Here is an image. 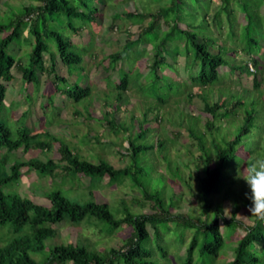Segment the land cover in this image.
Listing matches in <instances>:
<instances>
[{"label": "trees", "instance_id": "16d2710c", "mask_svg": "<svg viewBox=\"0 0 264 264\" xmlns=\"http://www.w3.org/2000/svg\"><path fill=\"white\" fill-rule=\"evenodd\" d=\"M112 1L37 0L20 6L7 3L8 8L0 16V113L9 85L14 84L20 90L18 97L26 103L40 89L41 75L45 73L44 81L53 89L46 92V98L54 102L53 95L59 94L64 97L63 103L84 101L82 108L77 105L74 109V113L84 119L94 118L90 106L93 101L88 99L98 101L99 93H103V99L111 108L97 118H101L107 132L116 136L122 134L128 141L127 146L122 141L101 142L96 138L101 145L118 144L124 149L117 152L126 159V164L116 167L100 154L92 155L97 161L83 156L64 138L47 130L34 132L27 121L12 129L0 119V264H162L156 256L158 252L166 257L161 255L167 260L166 264H207V261L218 264L219 256L230 250L234 251L233 258L220 264H264V221L251 217L253 223L248 224L237 218L238 209L249 207L251 203L245 195L250 190L244 183L239 190L233 186L237 170L256 158H264L261 142L264 107L255 98L246 106L247 98L238 93L223 100L222 87L218 88L219 95L214 100L205 92L212 91L217 83L222 84L224 74L220 68L227 65L232 71L238 68L253 75V90L258 87V76L264 70V59L259 55L264 40V13L260 12L263 0H222L212 13L210 0H163L164 3L162 0H135L141 6L132 3L134 8L130 10H120L113 4L110 8L118 10L107 28L117 33L125 31V37L117 38L124 40V44L100 57L104 46L96 41V34L100 32L105 8ZM156 2L162 3L153 8ZM238 11L245 20L241 28L236 22ZM127 19L130 23L145 22L136 37L129 27L132 25H126ZM212 23L218 33L212 31ZM224 23L229 28L227 35L223 32ZM22 39L27 44V53L17 58L12 44ZM114 39L117 41L101 37L107 48ZM50 40L55 44L49 43ZM149 50H153L152 62L142 64L140 60ZM242 50L245 54L234 62L235 54L230 55L231 51L241 54ZM179 54L185 57L188 82L205 90L199 93L204 101L202 112L207 116L203 130L198 127L197 115L188 118V133L199 151L193 155L196 173H190V177L197 181L196 194L202 201L201 218L182 210L177 193L167 197L168 179L157 171L155 158L164 156L168 166L175 165V175L184 178L178 171V163L173 164L174 160L162 153L171 136L167 134L166 139L153 142L154 127L147 125L152 118L148 112L154 110L155 119H159L162 107L172 97L186 94V80L180 82L164 71L177 69ZM86 55L96 61V69L103 73L107 90L101 91L102 87L89 79L90 66L84 64ZM250 62L256 67V73L250 69ZM132 70L138 73L130 78ZM16 74L21 81L19 85L13 83ZM130 89L140 91L152 101L147 103L139 119L132 114L131 121L137 122L134 127L120 119L121 106L126 102L124 95ZM12 104L13 101L9 108ZM223 119V123L230 121L234 125V137L228 140L219 133L222 125L216 122ZM92 128L90 124L89 129ZM89 133L85 134L86 142L90 141ZM19 149L46 150L52 154L43 159L21 160L15 155ZM213 156L217 157L215 163ZM24 169L61 179L44 192L46 203L14 189L21 183ZM79 175L89 177L93 186L103 178L110 184L130 180L141 191L140 204L144 206L149 202L150 206L147 210L133 211L122 201L121 207L114 209L92 195H72V180L79 183ZM174 179L175 176L169 180ZM67 182L70 187L65 188ZM221 190H224L223 198L215 201V194ZM230 194L235 207L228 216L223 202ZM221 222L227 225L225 233ZM61 223L77 228L91 226L105 239L123 226L130 227L131 232L121 245L100 250L96 246L91 248L83 240L57 242L55 237ZM188 230L192 231L191 236ZM174 231L179 232V241L174 240ZM48 240L51 244H47ZM173 242L177 245L175 257L168 249ZM185 243L182 255L180 248Z\"/></svg>", "mask_w": 264, "mask_h": 264}, {"label": "rangeland", "instance_id": "374dc122", "mask_svg": "<svg viewBox=\"0 0 264 264\" xmlns=\"http://www.w3.org/2000/svg\"><path fill=\"white\" fill-rule=\"evenodd\" d=\"M148 1V0H146ZM211 1V11L214 10L215 7H217L222 0H210ZM29 2H37V0H0V16L4 13V11L8 8L7 3H11L14 6H20L24 3ZM164 3V1L162 0ZM162 2H156L152 4V7L155 8L157 5L161 4ZM132 3H135L138 7H140V3L135 0H113L112 4L107 6L104 11L103 18L101 20V27L100 32L97 35L96 41L99 43V45L104 46V49H102V53L100 54V57L104 56L105 54H108L109 51H111L114 48H119L122 44H124V40L118 41L119 37H125V31H122L121 33H117L115 31L109 30L107 28V24L111 21L113 14L118 10L117 8L121 9H133L134 6ZM116 5L115 8H110ZM108 5V4H107ZM130 8V9H129ZM103 11V9H101ZM260 12L264 13V0L262 2ZM212 13V12H211ZM119 20H123V18H120ZM239 24V28H241V24L245 22L241 18V13L238 11V19L236 21ZM122 25V23H119ZM120 27V30H122V27ZM126 25H132L129 26L132 30V32H135V37L138 34V31L141 29L142 26L145 25V22L137 23V22H129V19L126 20ZM115 27V26H114ZM212 31H217V27L212 23L210 25ZM227 25L224 23L223 32L226 33L228 31ZM101 37H112V38H118L117 41L114 39V43L107 48L106 45L103 44L101 41ZM223 37V36H222ZM49 43L55 44L53 40H50ZM234 45V44H231ZM16 50V57L24 56L27 52L25 51L27 48V44L25 43V40L22 39L20 41H16L12 44ZM143 46H141L142 48ZM94 48V47H93ZM151 48V46H150ZM145 55L140 61L142 64L149 65L152 62V54L153 50ZM231 54H235L234 62L240 61L241 55L245 54V52L242 50L241 54H237L234 51H231ZM259 55H261V59H264V40L262 41V49L259 52ZM90 55H86L84 58V64H88L90 66V72H89V79L92 81H95L100 85L102 90H107V86H105V82L102 80L103 73L98 71L96 69V61L93 59H90ZM185 57L182 54H179L177 57V69L170 71L168 68H166L164 71L167 72L169 75H171L174 79L183 82L186 80V94L180 97H172L169 102H167L162 107V112L160 113V118L155 119L154 110L152 112H148V116L150 119L149 123L147 125L153 126L154 130L151 134V137L153 138V142L158 141L160 139H166V135H170V141H167L166 148L162 151L163 154L167 153L169 157L174 160L172 163L175 164V161L178 163L179 173L184 178V180L179 179L175 175V171L177 169L175 168V165H172V167L168 166L167 159L164 156L156 157L155 158V165L157 171L165 174L167 181L166 186V195L167 197L171 195L172 193H177L181 197V204L183 206V211H190V213L194 217H200V210L202 206V201L199 198V196L196 194V186L197 181L190 177V173L195 174L196 173V161L193 159V155H196L199 153L196 142L194 138H192L188 133V118L189 115H197L199 122L198 127L203 130L204 128V121L207 119L206 114L202 112V107L204 104L203 99L199 95V93H204V91H201V89L195 84L188 82L187 79L189 78V73L185 68ZM250 69H252L253 72L256 73V67L253 65V63H249ZM63 69V66H61ZM264 67V64H263ZM76 69V67H74ZM73 69V70H74ZM221 73L224 74L222 84L217 83L213 90H207L205 92H209L211 95L212 100L216 99L219 95V89L222 87V93H221V99L228 100V96H232L230 94H240L247 99L246 106H250L252 103L253 98L258 99L261 103V107H264V70L260 76V82L257 88L253 90V75L247 74L246 72H242L240 69L231 70L230 67L222 66L220 68ZM65 71V70H64ZM138 73V70H132L130 72V78H133ZM16 79L13 83L18 84L20 83V79L18 80L19 75L16 74ZM46 79L45 73L41 75V81H40V89H38L37 93H34L32 91L31 99L25 101H22L18 97V90L17 87H14L13 85H9L8 87V93L6 98V103L2 107V111L0 113V119L6 122L8 126H10L12 129H17L18 125H21L22 123L25 124L27 121L28 126L32 129H34V132H40L47 130L49 133L53 135H57L61 138H64L69 146L74 151H79L83 156L93 160L97 161L96 158H94L93 154H100L102 157L108 159L111 161L116 167H120L126 164V159H124L118 152L117 149H122L118 144H112V145H101L97 142L96 138H99L101 142L105 141H112V142H123L124 145L128 146V141L122 137V134L120 136H116L114 134H111L110 132H107L106 128L101 124V117L102 114L107 111L109 107L104 98L103 93H99V96L101 99L94 100L88 99L91 103L92 108V115L94 118L92 119H84V117H80L74 113V109L77 105H80V108L83 107L84 101H79L74 103H63L62 100L64 97L60 96L59 94L53 95L57 96L54 97V102L46 98L45 95H47L46 92H48L51 87L44 81ZM19 85V84H18ZM17 85V86H18ZM225 86H229V88H225ZM215 88V89H214ZM53 90V89H52ZM126 102H124L121 106V112H120V119L127 121L128 125L131 127H134L135 121H131V116L134 114L137 119L138 117L142 116L143 112L145 111V108L147 106V103H152L151 99H147L143 96V94L140 91H133L129 90V92H126L125 95ZM175 100H178L176 103ZM13 101L12 106L9 108L8 105ZM56 104L54 103H59ZM54 104V105H53ZM65 105V106H64ZM228 107V106H226ZM245 107V106H244ZM242 109V108H241ZM148 111V110H147ZM224 111V109H222ZM159 112V110L156 111V113ZM182 112V113H181ZM179 114H181L179 122H176L178 119ZM193 118V117H192ZM129 121V122H128ZM140 121V120H137ZM224 119L221 121H216L217 124L220 123L222 125L221 129L219 130V133L223 134L225 139H231L234 137V125L230 121H226L223 123ZM243 121V120H242ZM90 124L94 127L91 130L89 129ZM95 129V130H93ZM137 130V128H136ZM89 131H91L89 133ZM89 133L90 141H85V134ZM264 135V131H262ZM261 134L257 135V137L261 138ZM95 136V137H94ZM262 144L264 143V139ZM168 151V152H167ZM52 153L49 151H41L40 150H29L24 151L23 149H19L16 151L15 155L21 160H27L32 157H40L45 158L51 156ZM59 157V156H58ZM193 161H192V160ZM217 161V157L213 156V162L215 163ZM199 165H201V162L197 161ZM243 170V169H242ZM25 175L21 178V183L16 186L14 189L22 193L23 195H27L29 197H33L38 202L46 203L47 197L44 192H46L48 189L52 188V183L56 181H61L60 178L51 179L50 176H42L38 174L37 172L33 170H27L24 169ZM237 173L235 174L236 177ZM174 180H169L171 177L174 178ZM236 179V178H235ZM76 180L73 179L72 183L74 184L71 194H82L85 196L92 195L93 198L97 201H105L110 204V206L114 209H118L121 207V202L126 201L131 210L133 211H140L143 208H149L150 204L149 202L146 203L144 206H142L139 202L141 199V191L140 189L135 186L130 180H125L122 183H114L110 184L108 183L106 178H103L101 180L95 181V186L91 185V181L89 177L79 175V183L75 182ZM71 182V181H69ZM244 183L246 186L247 184L242 179H236V182L233 184L234 188L239 190V187L241 184ZM65 188L70 187V183L64 184ZM248 187V186H247ZM12 188V190H14ZM63 189V188H61ZM66 191V190H64ZM70 194V193H69ZM68 194V195H69ZM224 190H221L220 192L215 194V201H221L223 198ZM224 209L228 216H231L232 211H234V199L233 195L230 194L228 197L224 198ZM202 216V214H201ZM203 217V216H202ZM237 218L244 221L245 223H253L250 213L248 211V207L241 206L237 211ZM63 224V223H61ZM58 225V224H57ZM66 224L61 225L59 228L58 236L55 237V240L59 243H64L67 241H78L83 240L86 244L90 245L92 248L93 246L99 248L100 250L107 249L109 247H115L122 244L125 237L129 236L131 232V228L128 226H123L117 229L116 233L113 236H109L105 238H100L99 233L94 232L92 227L84 226V227H73L71 225H66V228H63ZM62 230H61V229ZM221 228L223 233L227 230V225L223 222H221ZM178 231H174V240L179 241ZM98 234V235H97ZM188 235H192V231L188 230ZM47 244H51V240L47 241ZM234 245L237 243L234 242ZM186 243L180 248L181 254H185V248ZM177 245H174V242L171 246H168V249L170 253L172 252V257H175V250ZM49 248V246H47ZM44 253V252H43ZM45 254V253H44ZM162 254L160 252L157 253V257L161 259L162 264H166L167 260L164 259L166 257L161 256ZM40 257L39 255H36ZM234 256V251L230 250V252H227L225 254H221L218 258V264L223 263V261L230 260ZM174 262V259H173ZM207 264H210L209 261L206 262ZM173 264H176L174 262ZM215 264V263H213Z\"/></svg>", "mask_w": 264, "mask_h": 264}, {"label": "clouds", "instance_id": "9594fccd", "mask_svg": "<svg viewBox=\"0 0 264 264\" xmlns=\"http://www.w3.org/2000/svg\"><path fill=\"white\" fill-rule=\"evenodd\" d=\"M235 178L242 179L250 190L245 194L251 201L248 207L250 216L264 221V158H256L243 170H237Z\"/></svg>", "mask_w": 264, "mask_h": 264}]
</instances>
